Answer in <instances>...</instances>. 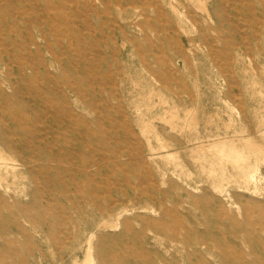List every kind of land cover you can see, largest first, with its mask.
I'll return each mask as SVG.
<instances>
[{
    "label": "rangeland",
    "instance_id": "374dc122",
    "mask_svg": "<svg viewBox=\"0 0 264 264\" xmlns=\"http://www.w3.org/2000/svg\"><path fill=\"white\" fill-rule=\"evenodd\" d=\"M207 8L0 0V264H264V0Z\"/></svg>",
    "mask_w": 264,
    "mask_h": 264
},
{
    "label": "bare ground",
    "instance_id": "6f19581e",
    "mask_svg": "<svg viewBox=\"0 0 264 264\" xmlns=\"http://www.w3.org/2000/svg\"><path fill=\"white\" fill-rule=\"evenodd\" d=\"M189 2L191 3H199L200 6L205 9L209 15H210V12L207 8V0H189ZM170 6L174 9H177L173 3V1H170ZM124 46V44H122ZM162 97V96H161ZM171 116H176L174 112H172ZM249 145L251 146L252 150L254 151H257V155L260 156V154H264L262 151H261V145L257 144L256 142H254L253 140H249L248 141ZM211 149H213L217 154H218V159L220 160V165H221V172L218 173L220 174L223 178L224 174H225V171H224V166H223V162L226 161V160H231L235 163H238L240 164L241 166V173H240V177L242 179V181H244L246 184H250L251 180H252V177L254 176V174L252 173L251 171V166L249 164L247 165H243L242 164V160L246 159V155L244 152H241V151H238L236 149V146H225L223 145L222 143L220 142H217L215 143L214 145L210 146ZM256 155V154H255ZM256 155V156H257ZM255 156V157H256ZM5 157L0 154V159H4ZM9 160V159H7ZM178 163V162H177ZM242 164V165H241ZM214 171V170H212ZM175 174V173H174ZM215 174V173H214ZM217 174V175H218ZM255 177V176H254ZM212 178V177H211ZM219 179V178H217ZM201 183V182H200ZM217 183L213 184L215 186H218V184L216 185ZM223 185V184H222ZM226 185V184H225ZM219 188V187H218ZM222 193V192H221ZM124 212V211H123ZM91 237V241H92V236ZM92 244V243H91ZM90 244V245H91ZM88 245H89V242H88ZM88 247V246H87ZM92 247L90 246V249ZM89 249V252L87 254V257L80 263V264H94V256H93V252Z\"/></svg>",
    "mask_w": 264,
    "mask_h": 264
}]
</instances>
